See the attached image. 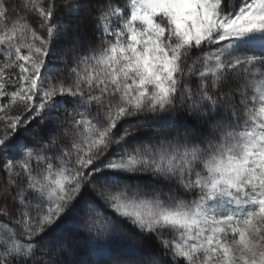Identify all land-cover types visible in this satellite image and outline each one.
Listing matches in <instances>:
<instances>
[{
	"label": "snow or ice",
	"instance_id": "snow-or-ice-1",
	"mask_svg": "<svg viewBox=\"0 0 264 264\" xmlns=\"http://www.w3.org/2000/svg\"><path fill=\"white\" fill-rule=\"evenodd\" d=\"M0 112V264H264V0H0Z\"/></svg>",
	"mask_w": 264,
	"mask_h": 264
},
{
	"label": "trees",
	"instance_id": "trees-1",
	"mask_svg": "<svg viewBox=\"0 0 264 264\" xmlns=\"http://www.w3.org/2000/svg\"><path fill=\"white\" fill-rule=\"evenodd\" d=\"M12 2H15V0H12ZM11 15V14H10ZM33 27L38 28V24L36 23L35 19L32 20ZM18 71V69H17ZM123 250H118L117 254L122 252ZM85 259H91L93 261L99 260V259H104L108 260L111 257L109 256L107 249L103 247H91L87 250V255L84 257Z\"/></svg>",
	"mask_w": 264,
	"mask_h": 264
},
{
	"label": "rangeland",
	"instance_id": "rangeland-1",
	"mask_svg": "<svg viewBox=\"0 0 264 264\" xmlns=\"http://www.w3.org/2000/svg\"><path fill=\"white\" fill-rule=\"evenodd\" d=\"M3 102L5 104L9 103L7 98H5V100ZM6 111H8L10 115H15V114H17L20 111V108L19 107H15L13 109H6ZM3 114H4L3 112H0V115H3Z\"/></svg>",
	"mask_w": 264,
	"mask_h": 264
}]
</instances>
